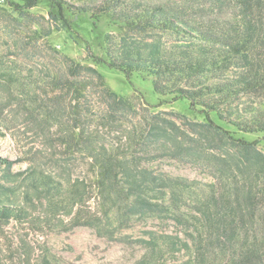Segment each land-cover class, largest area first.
I'll return each instance as SVG.
<instances>
[{
	"label": "trees",
	"instance_id": "1",
	"mask_svg": "<svg viewBox=\"0 0 264 264\" xmlns=\"http://www.w3.org/2000/svg\"><path fill=\"white\" fill-rule=\"evenodd\" d=\"M19 1L11 6L21 16L46 1L65 29L68 15L85 14L119 32L106 36V58L86 65L61 55L42 79L0 60V91L36 128H55L57 168L76 173L14 171L0 157V224L85 227L128 243L126 230L159 223L172 229L149 227L129 242L143 251L134 264H264V0ZM102 66L151 80L204 122L183 128L154 111L164 100L141 108L107 86ZM106 130L120 137L107 142ZM164 161L196 165L210 180L159 171Z\"/></svg>",
	"mask_w": 264,
	"mask_h": 264
},
{
	"label": "rangeland",
	"instance_id": "2",
	"mask_svg": "<svg viewBox=\"0 0 264 264\" xmlns=\"http://www.w3.org/2000/svg\"><path fill=\"white\" fill-rule=\"evenodd\" d=\"M82 4L80 0H70ZM158 3L165 0H147ZM11 2L19 0H0V60L8 68L20 71L34 78H44L54 66H59L61 55H67L83 64L90 65L92 57L106 58V36H116L119 28L107 18H102L95 27L88 15L71 16L70 29L60 26L49 16L50 4L41 1L29 11L28 15H18ZM51 32L45 38L46 32ZM59 52V53H57ZM107 86L115 93L134 99L143 108L144 103L159 106L155 112L164 113L183 128L187 121L204 122V118L193 110L185 100L173 102L163 98L153 88L149 79L134 74L130 80L124 73L99 67ZM11 103L13 105H11ZM22 102L6 98L0 91V157L14 162L13 170L37 167L46 171H56L65 177L73 176L75 171L57 168L61 160L54 139V127L50 132L36 128ZM141 112V110H140ZM107 142L117 141L119 134L111 130L105 132ZM248 140H257V135H244ZM264 151V142L259 146ZM159 171L200 181H209L208 173L196 165L164 161L156 163ZM2 174V170H0ZM75 176V175H74ZM149 227L171 230V225L139 223L124 234L129 235L128 243L99 237L94 230L80 227L67 233L36 231L17 224H0V264H134L143 254L140 247L130 244Z\"/></svg>",
	"mask_w": 264,
	"mask_h": 264
}]
</instances>
